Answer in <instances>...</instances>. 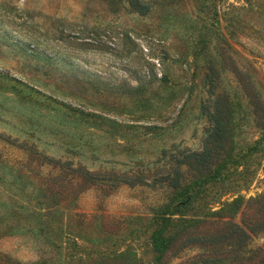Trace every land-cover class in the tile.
Segmentation results:
<instances>
[{
    "label": "rangeland",
    "instance_id": "rangeland-1",
    "mask_svg": "<svg viewBox=\"0 0 264 264\" xmlns=\"http://www.w3.org/2000/svg\"><path fill=\"white\" fill-rule=\"evenodd\" d=\"M218 98L224 144L186 204L154 180L212 145ZM259 104L264 0H0V264H264ZM226 220L256 226L244 248L187 238Z\"/></svg>",
    "mask_w": 264,
    "mask_h": 264
},
{
    "label": "trees",
    "instance_id": "trees-1",
    "mask_svg": "<svg viewBox=\"0 0 264 264\" xmlns=\"http://www.w3.org/2000/svg\"><path fill=\"white\" fill-rule=\"evenodd\" d=\"M147 6L145 4H139V10L145 11ZM211 91H215V82L216 81V75L214 68L211 69ZM218 97H221V94H218ZM219 98L217 99V102L215 104V110L213 113L210 114L212 119V129L210 133L211 143L212 145L206 146L205 150L200 154H194V153H186V155L182 158V160L177 162V165H174L171 168V171L168 175H166L163 178H156L154 180V183L160 182L163 186L166 188H170L173 190H179L178 193L179 198H181L180 201L185 202L186 204H190L191 200L196 197V192H191L195 189L196 185L199 184V180L202 178V175L199 172V169L201 168H207L210 166V157L211 154L214 152L218 153V150L223 147L224 144V137L226 133V123L228 120V111L224 112L223 108L221 107V103L219 102ZM223 105V104H222ZM259 109L261 110L262 114L264 115V106L262 104H259ZM210 140V139H209ZM216 153V154H217ZM36 155V154H35ZM37 158L41 161H45L46 163H49L52 161L51 158L42 156L41 154H37ZM184 165V167L182 166ZM184 168V169H183ZM68 172H81L78 177L82 179V181L86 184L94 185L97 183L96 176L99 174H96L94 172H89L87 170H82V168H76V167H68ZM186 170V171H185ZM187 172H189L188 176H191L193 174L192 179H195V182L191 186V183L189 182V177H186ZM114 175H112V178ZM140 175L135 176V178H132L131 181L138 182L140 179L138 178ZM120 178V177H119ZM121 179H124V183H131L129 177L122 176ZM188 179V180H187ZM116 180V179H114ZM120 181V179H119ZM194 181V180H193ZM188 184V186L185 187V185ZM185 190L184 196L182 197L181 189ZM71 197L74 196V192H71ZM184 203V204H185ZM240 205V198H234L231 201H226L217 210H208L207 213L210 214H223L227 213L228 215L234 213V211L239 207ZM190 222L189 226H194L198 224L199 222L203 221L202 219L193 218L188 220ZM228 221V220H226ZM229 229L226 232L219 233L217 235L213 234H199L195 236H187L190 241H193L195 243H199L204 248H224L226 245H239L241 248L246 246V240L249 238V232H254L256 229L255 225L253 226H247V229H243L238 223H234L232 221H228ZM262 224V223H261ZM236 236V237H235ZM235 238V239H234ZM162 241L161 238V232L156 231L153 237L154 245H160ZM162 246H157L158 249H160ZM208 248V249H209ZM251 251V250H250ZM250 258V257H249ZM202 264H210L212 263L209 259H202ZM264 261V260H263Z\"/></svg>",
    "mask_w": 264,
    "mask_h": 264
}]
</instances>
